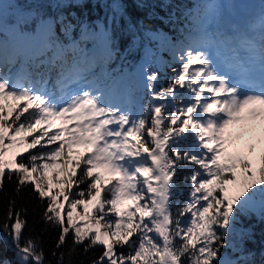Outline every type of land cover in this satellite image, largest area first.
<instances>
[{"label": "snow or ice", "instance_id": "obj_1", "mask_svg": "<svg viewBox=\"0 0 264 264\" xmlns=\"http://www.w3.org/2000/svg\"><path fill=\"white\" fill-rule=\"evenodd\" d=\"M5 7L0 3V33L12 37V51L0 39V69H8L0 71V189L5 177H15L17 193L31 187L45 222L60 230L56 248L71 236L72 251L102 247L93 264H250L223 258L221 249L250 237L244 219L264 220V4L243 29L227 33L222 9L236 5L205 4L202 15L186 17L185 35L173 45L179 67H171L167 86L157 70L144 69L147 105L134 75L110 92L93 83L70 91L53 26L66 33L71 19H33V34L24 31L29 18L22 12L7 25ZM128 31L133 42L140 38L135 26ZM102 39L110 58L114 37L105 32ZM29 41L55 49L53 70L64 61L58 92L43 74L33 82L25 66L13 70ZM53 168L61 171L50 179ZM182 171L187 198L173 211ZM25 227L10 204L2 229L15 259L0 264H44L33 240L21 245Z\"/></svg>", "mask_w": 264, "mask_h": 264}, {"label": "trees", "instance_id": "obj_2", "mask_svg": "<svg viewBox=\"0 0 264 264\" xmlns=\"http://www.w3.org/2000/svg\"><path fill=\"white\" fill-rule=\"evenodd\" d=\"M208 0H81L79 4L74 0H1L5 7V21L7 25L14 22L17 13H24L29 18L28 27L24 31L35 33L37 24L32 23L33 19L44 18L57 20L68 17L72 26L65 33L58 25L53 26L54 35L59 44L64 47V61L66 68L71 71V76L79 72L94 77L95 80L104 84L108 82L109 74H116L120 78L134 75L138 77V68L151 67L158 71L160 83L167 86L172 75L171 67H179L173 63L169 55L173 45L178 46L185 35V27L188 21L186 17L194 16L197 12L202 14L205 9L203 5ZM260 11V7L258 13ZM116 17V22L113 17ZM104 26L105 32L114 37L115 49L110 58L106 54H99V66L87 67L81 61L90 48L95 46V38L100 26ZM132 26L139 32V39L133 42L132 35L128 29ZM158 30L167 37V43L152 39L148 32ZM87 33V35H85ZM6 39H12L8 33H0ZM28 43V42H27ZM34 45L35 41H29ZM28 43V44H29ZM111 47V42H109ZM52 50H38L27 56L21 53L20 63L13 69L18 70L21 65L25 66L31 73V80L35 82L43 74L49 81L48 85L57 88L56 82L64 61H58L53 70L50 61L53 59ZM92 61H97L91 55ZM75 62V68L73 63ZM105 77L101 80V75ZM138 92V90H137ZM139 99L148 104L146 89L138 93ZM187 174L182 171L176 181L178 192L172 201L173 211L176 205H183L187 198V188L183 176ZM84 185H81L83 188ZM15 177L12 180L5 177L3 187L0 189V262H7L15 259V245L12 238L3 231L2 225L6 221L10 204H14V211L19 212L21 218L26 221L23 229L21 245L25 241L33 240L37 251L42 252L44 264H57L61 258L64 264H93V261L102 254V247L96 246L84 251V246H76L73 249L71 236L60 248H56L60 230L51 223L44 220L45 205L32 191L30 186L23 187L22 191L16 192ZM47 198H45V201ZM74 218L80 221L77 214ZM244 226L251 233L239 247H226L221 249V254L226 251L229 260L249 261L250 264H264V220L258 214H253L244 219ZM53 252L56 255H53ZM61 253L63 256L61 257Z\"/></svg>", "mask_w": 264, "mask_h": 264}, {"label": "rangeland", "instance_id": "obj_3", "mask_svg": "<svg viewBox=\"0 0 264 264\" xmlns=\"http://www.w3.org/2000/svg\"><path fill=\"white\" fill-rule=\"evenodd\" d=\"M211 3H222V4H226V5H236V7H242L243 6V7L247 8V9H250L251 8V5L261 6V4H264V0H254L252 4H248V5L247 4H244V3H238V2H236V4H234L233 0H208L206 2V4H211ZM236 7H225L224 9H222V14L224 12H227L228 10H230V11L234 10V8H236ZM252 14H253L252 20H254L258 16V14H256V16H255V12L254 13L252 12ZM5 19H6V17H5ZM252 20H250V22ZM100 49H101V51L104 50L103 49V44L100 43V42H98V41H96V46L94 48H90L88 50V52L86 53V56H84V57L82 56L81 57V61L84 62V64L87 67H89L90 65L93 66V67H98L99 66V63H100L98 61V59H99V56L98 55L100 54ZM92 54L94 55V58L97 59V61L96 60L95 61H92V59H91V55ZM169 55H170L173 63H178L176 57L179 55V52L177 51V48L176 47H173L172 48V50L169 52ZM7 70H8L7 68L0 69V71H7ZM138 70H142V69L139 68ZM84 74H85V72L83 74H79V75H84ZM102 75H103L102 77L104 78L105 73H103ZM114 80L117 82L116 85H113V81ZM97 86L103 88L106 92H110V91L113 90L114 87H120V79H118L116 77V75L113 74V75H111L109 77V83H108L107 86H103V85H99V84ZM50 147H52V146H50ZM37 150L38 149H33L31 151H37ZM73 151L83 152L84 149H82V148L81 149H74ZM24 155H27V153H24ZM17 159H20V157H17ZM49 171H51V169H49ZM60 171L61 170L58 169L56 171V173L53 176L50 177V179H55L56 178V174L59 173ZM101 175L104 177V181L105 182H107V180L110 178L109 175L105 171H103V170H101ZM44 186L47 187V184H45ZM53 191H57V189L55 187H53ZM82 211H83L82 210V207L79 208V209H77V212H80L81 215H82ZM73 214H76V212H74ZM91 222L94 223V221H91Z\"/></svg>", "mask_w": 264, "mask_h": 264}, {"label": "bare ground", "instance_id": "obj_4", "mask_svg": "<svg viewBox=\"0 0 264 264\" xmlns=\"http://www.w3.org/2000/svg\"><path fill=\"white\" fill-rule=\"evenodd\" d=\"M58 169H59V168H53V169H51V171H49V173H48L49 178H50L51 176H53V175L56 173V171H57Z\"/></svg>", "mask_w": 264, "mask_h": 264}, {"label": "water", "instance_id": "obj_5", "mask_svg": "<svg viewBox=\"0 0 264 264\" xmlns=\"http://www.w3.org/2000/svg\"><path fill=\"white\" fill-rule=\"evenodd\" d=\"M235 2H244V3H250L252 0H234Z\"/></svg>", "mask_w": 264, "mask_h": 264}]
</instances>
